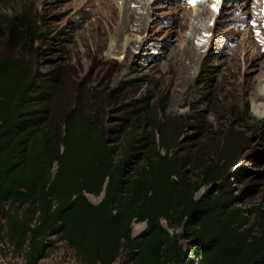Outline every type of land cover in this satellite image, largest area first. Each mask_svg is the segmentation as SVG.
Returning a JSON list of instances; mask_svg holds the SVG:
<instances>
[{"label":"trees","instance_id":"obj_1","mask_svg":"<svg viewBox=\"0 0 264 264\" xmlns=\"http://www.w3.org/2000/svg\"><path fill=\"white\" fill-rule=\"evenodd\" d=\"M36 16L28 6L1 16L0 246L23 264L46 258L56 241L78 264H264V211L249 225L247 210L218 189L239 143L229 141L223 164L185 161L167 121L144 104L115 138L96 111L63 110L59 85L41 86L30 63L42 35ZM203 187L211 189L197 199ZM101 193L97 205L86 197ZM136 223L145 228L133 236Z\"/></svg>","mask_w":264,"mask_h":264},{"label":"rangeland","instance_id":"obj_2","mask_svg":"<svg viewBox=\"0 0 264 264\" xmlns=\"http://www.w3.org/2000/svg\"><path fill=\"white\" fill-rule=\"evenodd\" d=\"M225 1L223 14L214 16L212 0H0V23L24 6L37 14L42 35L30 63L41 86L59 85L65 111H96L112 138L144 104L155 122L167 121L171 148L185 161L199 156L223 164L229 141L238 142L236 165L218 189L247 210L251 225L264 211V14L256 0L242 7L241 0ZM198 11L207 17L194 19ZM195 30L197 47L188 53ZM185 170L196 177L190 166ZM87 199L98 204L101 197ZM144 228L133 224L132 235ZM55 248L37 264H78L66 245L56 241ZM3 255L5 264H23L20 253Z\"/></svg>","mask_w":264,"mask_h":264},{"label":"bare ground","instance_id":"obj_3","mask_svg":"<svg viewBox=\"0 0 264 264\" xmlns=\"http://www.w3.org/2000/svg\"><path fill=\"white\" fill-rule=\"evenodd\" d=\"M149 1L150 0H143V2H145V5H146V3H149ZM133 3V2H132ZM137 6V8L136 9H138V5H136ZM130 8V7H129ZM129 8L127 9L128 11H129ZM200 8V7H199ZM135 10H134V8H133V10L132 11H130L132 14H130L129 13V17L131 16V15H133V14H135V12H134ZM205 13H207V14H209V12L207 11V12H205ZM140 15H142V14H140ZM138 16L139 17V19H143L141 16ZM201 12L200 11H198V13L196 14V16L194 17V19L196 18V19H198V18H200L201 17ZM205 15V14H204ZM204 15H202V19H204V17H207V16H204ZM137 22V21H136ZM202 23V22H201ZM202 26V25H201ZM196 33H197V30H195V32H194V34L193 35H191L187 40H186V45H185V47L188 49V53H191V47L192 46H195V47H197V45H194L193 44V38H194V36L196 35ZM188 47H190V48H188ZM186 49V50H187ZM186 50H184V51H186ZM187 53V54H188ZM264 83V82H263ZM261 87V86H260ZM259 93H264V88H263V86L260 88V91H259ZM260 96H262V94H260Z\"/></svg>","mask_w":264,"mask_h":264},{"label":"built area","instance_id":"obj_4","mask_svg":"<svg viewBox=\"0 0 264 264\" xmlns=\"http://www.w3.org/2000/svg\"><path fill=\"white\" fill-rule=\"evenodd\" d=\"M1 247V251H0V264H5V258L7 257V255H3L6 253V251L8 252V256L11 255V250H9L8 248L6 250H3L4 249V246H0ZM7 259V258H6ZM22 259V257H21Z\"/></svg>","mask_w":264,"mask_h":264},{"label":"water","instance_id":"obj_5","mask_svg":"<svg viewBox=\"0 0 264 264\" xmlns=\"http://www.w3.org/2000/svg\"><path fill=\"white\" fill-rule=\"evenodd\" d=\"M86 197H87V195H86ZM100 197H101V199H102V197H103V193H101Z\"/></svg>","mask_w":264,"mask_h":264},{"label":"crops","instance_id":"obj_6","mask_svg":"<svg viewBox=\"0 0 264 264\" xmlns=\"http://www.w3.org/2000/svg\"><path fill=\"white\" fill-rule=\"evenodd\" d=\"M94 205H97V204H94Z\"/></svg>","mask_w":264,"mask_h":264}]
</instances>
